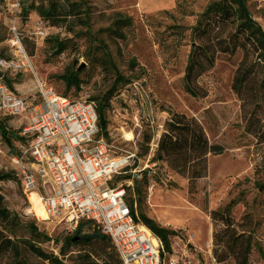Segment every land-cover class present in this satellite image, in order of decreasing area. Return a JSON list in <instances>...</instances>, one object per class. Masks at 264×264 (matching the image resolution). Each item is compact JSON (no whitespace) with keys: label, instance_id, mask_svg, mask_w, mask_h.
Masks as SVG:
<instances>
[{"label":"rangeland","instance_id":"obj_1","mask_svg":"<svg viewBox=\"0 0 264 264\" xmlns=\"http://www.w3.org/2000/svg\"><path fill=\"white\" fill-rule=\"evenodd\" d=\"M53 0H39L48 3ZM61 1V0H58ZM249 15L264 31V0H242ZM91 22V35L69 32L64 23L51 25L49 34L36 42H26L34 72L7 73L12 90L30 102L39 99L38 80L57 95L69 98H99L110 86L111 72L101 44L107 46L121 74L129 78L121 84L105 109L106 141L115 148L114 154L134 153L124 174L132 179L114 177L122 184L126 197L134 196L133 179L139 180L140 170L147 168L148 184L144 191V212L158 225L177 230L169 237L171 252H165L163 264H235L233 258L217 262L212 254V224L209 211L223 205L243 190L245 203L232 209L235 219L250 212L256 223L248 264H264V193L253 185L257 174L264 176V143L246 130L248 111H254V122L264 128V61L247 44L246 53L237 50L222 52L214 49L211 68L195 81L191 94L183 86L184 69L190 50L197 44H216L214 35L233 31V24L203 33L196 29L197 22H206L203 12L218 0H84ZM37 11L30 7L20 15L19 25L27 21L30 30ZM38 15V14H37ZM80 26H74L75 30ZM6 17L0 0V56L9 57L6 45ZM64 41L59 50L56 40ZM99 41L101 44H99ZM239 41H241L239 39ZM238 41V42H239ZM242 42V41H241ZM253 64L254 74L245 92V103L232 89L234 71L242 56ZM78 72V89L65 88L58 76L66 70ZM261 83L262 97L256 105L252 96L255 84ZM257 100V99H256ZM170 111L195 118L203 127L208 141L222 147L220 153L206 155V169L189 178L172 169L166 162L153 161L157 144ZM22 119L8 117L3 124L10 133L20 131ZM132 133L131 139L124 133ZM145 138H149L146 143ZM17 142L7 144L0 133V172L11 171L8 155ZM147 148V149H146ZM146 151L145 154H143ZM125 186H129L127 190ZM0 204L7 208L10 220L0 221V236L19 244L18 251L7 248L0 251V264H13L23 257L30 264H48L25 248L23 240H31L26 222L34 221L39 230L52 238L61 239L67 232L61 224L37 220L28 213L29 203L15 177L0 181ZM87 228V227H86ZM46 252L57 254L58 244L39 242ZM14 246V245H13ZM13 249V248H12ZM67 264H75L74 254L67 253Z\"/></svg>","mask_w":264,"mask_h":264},{"label":"trees","instance_id":"obj_2","mask_svg":"<svg viewBox=\"0 0 264 264\" xmlns=\"http://www.w3.org/2000/svg\"><path fill=\"white\" fill-rule=\"evenodd\" d=\"M31 8L37 11L39 17L47 21L51 25H59L60 23L69 26V32L88 33L91 35V22L88 7L84 0H53L46 4L38 3L37 5H29L22 10V14H27ZM25 16V15H24ZM206 18L203 24L200 20L197 22V28L203 33H210L215 29L222 28L228 23L233 24V31L225 35H214L216 44L211 45L213 49L208 48L207 43L195 45L187 56V62L183 75V86L186 91L191 94H196L193 85L197 78L211 68L215 56L214 49L222 52L230 51L231 54L237 50L246 53L247 44L243 42L246 39L250 50L257 53V57L264 61V31L261 26L254 20L246 10L242 0H218L209 4L203 12ZM26 17V16H25ZM76 26H80L75 30ZM239 39L242 41H239ZM32 42L27 38H23V42ZM239 41V42H238ZM99 44L101 42L99 41ZM55 46L61 50L64 48V41L56 40ZM100 47L105 55L106 62L114 75L110 86L104 91L99 98H88L93 101L96 107L98 116V135L107 139L106 126L107 120L105 117V109L111 97L118 90L121 84H127L130 79L124 77L118 70L116 64L107 46L101 44ZM4 57V56H0ZM7 73H0V80L9 88L12 89V82L6 77ZM254 74L253 64L247 62V57L242 56L234 71L232 80V89L237 94L239 99L245 103V92L250 88L249 81ZM64 84L65 88L69 89L74 86L78 89L80 80L78 72L65 71L58 76ZM252 93L256 99L253 104L256 105L258 100L262 97L261 83L258 86L255 84ZM37 101V100H34ZM0 118V133L4 136L7 144L11 141L21 143L22 139L18 132L10 133L2 123L4 119ZM246 130L251 133L257 141L264 143V128L254 122V111H248L246 116ZM149 138H145L147 143ZM156 156L153 158L166 162L172 169L179 174L187 175L189 178H195L198 173L194 170L195 167L204 172L206 169V155L208 153H220L222 147L217 144H211L208 141L207 135L202 125L193 117H187L183 113L170 111L169 116L164 121L163 132L161 133L157 144ZM147 149V148H146ZM18 153L17 148L11 147L9 155ZM146 151L143 153L145 154ZM129 168H126V170ZM264 169V168H263ZM140 172L139 180L133 179L134 196L126 198L132 210L135 220H139L151 232L157 236L162 245L164 252H171L169 237L177 235V230L169 229L157 224L155 220L149 217L144 212L142 207L144 191L148 184L147 168H143ZM17 177L13 170L0 172V181H5ZM119 179H132L131 174H124L117 176ZM257 178L253 181V186L261 193H264V176L257 174ZM18 182V180H17ZM111 186H115L113 179L110 182ZM129 189V186H125ZM126 192V191H125ZM244 191L239 190L237 196L230 198L223 205H220L209 211V217L212 224V254L217 262H223L228 258H233L235 264H248L249 255L252 247L256 245L254 238V229L256 223L250 212H244L239 219H235L232 215V209L239 202L245 203ZM1 200V196H0ZM136 202L134 208L132 202ZM10 220V214L7 208L0 204V221L4 222ZM26 228L31 235V240H23L25 248L37 255L44 262L48 264H67L64 261L67 253L74 254L75 264H121L120 257L111 242L109 236L101 232L94 222L90 220L80 221L76 228L72 231H67L61 239L52 238L48 234L39 230L34 221L26 222ZM5 226V225H4ZM87 227V228H86ZM52 241L55 244L59 243L57 247V254L55 252H46L38 245L39 242ZM14 245V246H13ZM7 248L18 251L19 244H14L7 236H0V251ZM13 248V249H12ZM164 255V254H163ZM13 264H30L23 257H19Z\"/></svg>","mask_w":264,"mask_h":264},{"label":"built area","instance_id":"obj_3","mask_svg":"<svg viewBox=\"0 0 264 264\" xmlns=\"http://www.w3.org/2000/svg\"><path fill=\"white\" fill-rule=\"evenodd\" d=\"M39 0H1L6 17V45L11 56L0 57V73L34 72L23 38L32 42L49 34L50 24L35 15L30 30L18 24L22 10ZM39 99L27 98L0 80V118L22 119L18 153L8 155L10 167L37 220L61 224L72 231L90 220L109 236L121 264H163L160 239L135 220L125 188L111 180L123 173L134 153L114 154L98 135L93 101L57 95L38 80ZM40 207L45 216L35 211ZM135 211L136 202H132Z\"/></svg>","mask_w":264,"mask_h":264},{"label":"bare ground","instance_id":"obj_4","mask_svg":"<svg viewBox=\"0 0 264 264\" xmlns=\"http://www.w3.org/2000/svg\"><path fill=\"white\" fill-rule=\"evenodd\" d=\"M131 137H132V133H131V132L126 131V132L124 133V138H125V139L129 140V139H131ZM34 207H35V211H36L41 217H44V216H45L43 210H42L40 207H38L37 205H35Z\"/></svg>","mask_w":264,"mask_h":264}]
</instances>
